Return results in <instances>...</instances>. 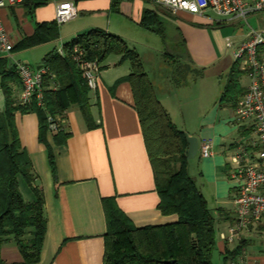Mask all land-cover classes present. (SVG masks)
I'll return each instance as SVG.
<instances>
[{"label":"crops","instance_id":"crops-1","mask_svg":"<svg viewBox=\"0 0 264 264\" xmlns=\"http://www.w3.org/2000/svg\"><path fill=\"white\" fill-rule=\"evenodd\" d=\"M64 1L74 2L78 15L59 24V38L14 52V56L18 55L15 60H25L33 67L41 68L47 55L59 50L74 37L95 28L107 30L124 38L131 48L139 52L159 99L176 123L171 113V108L179 105L176 101L179 86L173 80L174 72L155 73L156 69L145 59L146 56L149 60L156 53V60L175 62L176 66L181 59L167 51L169 32L176 29L179 42L186 49L184 55L188 63L204 71L195 82L208 85L216 104L212 117L202 119L200 130L193 129L188 122L181 129L199 137L200 145L205 138L214 136V153L208 157L201 155L203 166L216 167L220 179L224 173L230 174L231 165L224 161L223 155L232 152L240 138L236 134L242 135V129L239 127L237 132L229 129L225 116L230 112L236 120L235 107L221 102L236 62L233 54L229 55L225 43L223 45L219 40V31L227 25H243L221 23V17L213 11L204 15L184 11L175 13L157 0H24L1 10L3 23L13 43L16 45L39 31L47 37L48 29L39 30L38 26L55 22L57 7ZM241 29L237 33L240 40L247 33ZM101 66L98 86L90 91L95 127H89L81 107L75 104L62 116L59 115L64 132L70 134L66 143H57L58 131L50 130L44 142L40 138L37 112L18 113L16 117L22 144L31 156L37 175L36 184L45 198L48 230L37 264H105L108 227L104 198H115L119 207L138 227L175 223L179 219L177 214L165 215L159 209L155 168L147 150L133 88L126 80L132 71L131 62L121 61L120 55H111ZM224 76L227 80L223 84L221 79ZM54 81L59 84L53 73L47 83L49 90H52ZM21 91L22 85L13 84V96ZM50 149L55 155V173L50 163ZM196 181L199 185V180ZM201 183L208 193L200 187L209 205L210 201L214 202L230 213L231 208L224 207V197L217 189L211 188L203 172ZM26 189V200L33 201V193L27 186ZM218 219L220 222L224 218L219 216ZM218 248L222 251L224 242H218ZM1 256L8 264L25 261L14 238L3 244Z\"/></svg>","mask_w":264,"mask_h":264},{"label":"trees","instance_id":"trees-1","mask_svg":"<svg viewBox=\"0 0 264 264\" xmlns=\"http://www.w3.org/2000/svg\"><path fill=\"white\" fill-rule=\"evenodd\" d=\"M47 28L49 35L39 32L25 37L14 45L13 53L31 48L43 41L59 38L57 20L38 26ZM80 46L89 59L100 64L111 55H120L121 61L129 60L132 71L126 77L133 88L135 106L139 113L147 150L156 173L160 195L159 209L165 215L177 214L175 223L138 227L119 207L115 198H104L107 218L105 264H216L213 256L217 250V216L190 173L187 133L178 127L171 114L159 99L155 86L145 70L139 52L131 48L121 36L101 28L92 29L64 44L65 55L58 49L44 60L50 68L46 83L53 77L59 81L57 90L45 92L46 110L16 104L13 84H22L16 64L10 67L11 58L0 53V88L6 97L4 110H0V264L4 243L14 238L19 244L25 261L21 264H37L45 244L48 220L45 215V198L37 186V175L31 156L23 146L16 117L18 113L37 112L40 118V138L46 142L49 115L60 118L71 106L78 104L89 127H95L90 104V87L73 58V48ZM182 58V57H181ZM102 68V66H101ZM203 69L192 64H179L173 75L177 85L197 79ZM245 74L236 63L225 86L221 102L235 107L245 88L241 77ZM64 126L56 134L57 143H66L70 134ZM53 172H56L55 155L49 151ZM21 179L34 195L27 201ZM219 216L232 220L231 214L219 208ZM247 240H241L239 248L230 252L224 244L222 253L237 258L243 253ZM228 263V262H227ZM229 264V263H228Z\"/></svg>","mask_w":264,"mask_h":264},{"label":"built area","instance_id":"built-area-1","mask_svg":"<svg viewBox=\"0 0 264 264\" xmlns=\"http://www.w3.org/2000/svg\"><path fill=\"white\" fill-rule=\"evenodd\" d=\"M169 10L204 15L213 11L221 17V23H235L247 26L244 39H227V47L233 48V57L240 69L249 78V84L235 106L236 124L242 129V135L235 142L231 155V177L237 181L234 197L232 220L229 235L224 234V244L236 239H245V234L255 227H264V27H254L251 16L264 13V0H157ZM24 0H0V53L11 58L16 64L22 81V91L14 96L16 104L32 106L34 103L46 110L45 92L48 89L46 78L50 68H35L28 63L14 61V43L6 30L1 17V10L8 6L23 3ZM78 15L74 2L64 1L57 7L58 24L71 21ZM58 52L65 55L62 46ZM73 58L81 69L90 89H96L101 72V64L88 58L87 52L78 45L73 48ZM59 84L54 81L52 90ZM62 120L49 115L50 131H59ZM203 157L214 153L213 142L203 140L200 145ZM229 264H264L246 255L230 260Z\"/></svg>","mask_w":264,"mask_h":264},{"label":"rangeland","instance_id":"rangeland-1","mask_svg":"<svg viewBox=\"0 0 264 264\" xmlns=\"http://www.w3.org/2000/svg\"><path fill=\"white\" fill-rule=\"evenodd\" d=\"M250 23L256 27V28H262L264 27V13H258L250 17L249 19ZM243 27V28H242ZM242 28V29H241ZM239 29L243 31H248L247 26H233V25H227L222 28H220L219 31V40L221 43L225 46L228 50V53L230 56L233 54V48L227 47V39L231 38L232 41H238L240 40L239 36H237V33H239ZM176 29L173 31L169 32V38L167 40L168 45H167V51L177 55L176 58L181 59L175 66V62H170V61H160L155 59L156 58V53L152 56V58L148 57L147 59L149 64H152L153 67L156 69L155 73H164V74H169L174 72L175 67H177L179 64H188V60L185 58V47L180 44L179 38L177 37L176 34ZM239 37V38H238ZM225 41V42H224ZM181 55L182 58L179 56ZM18 55L14 56L13 54V59L17 58ZM150 59H152L150 61ZM20 61V60H18ZM24 63H26L25 60H23ZM147 64V65H149ZM33 65L37 66L38 64ZM149 68V66H148ZM150 69V68H149ZM227 80V77L224 76L221 79V83H225ZM188 81V80H187ZM183 83L181 85H178L179 88L176 89V101L178 106L176 108H171V113L179 126V128L185 127V122L189 123L193 129L200 130L202 127V119H207L208 117H212V111L214 110V107L216 104H214V96L212 95V91H210L208 85H203L202 83L195 82V80L190 79L189 82ZM193 81V82H192ZM241 81L244 86H247L249 84V78L247 75H243L241 77ZM176 104V103H175ZM174 104V105H175ZM170 107V106H169ZM213 109V110H212ZM226 119H228V127L229 129L237 130L239 129V125L236 124L235 119L232 118L230 115V112H227V115L225 116ZM238 126V127H237ZM193 131V130H191ZM199 133V132H198ZM233 134V132H232ZM231 135V134H230ZM239 134H236L237 138L240 137L238 136ZM209 140H213L214 136H211V138H205ZM214 141V140H213ZM216 145V142H214ZM231 155L232 152L228 154H224V161L227 163H231ZM204 164V158L201 156V153L199 152L197 156L194 158L190 159V173L191 175L199 180V186L203 187L201 183V178H202V172L205 175L206 180L210 183L211 188L214 190L217 189V191L220 193V196L224 197L223 201H225L224 207H228L229 209L231 208L230 214H232V210L234 208L233 206V198L235 197V190L232 189L233 187L237 186V181L232 179L231 173L223 174V178L220 179V173L217 171L216 167L212 166H203ZM21 184L23 187L24 193L27 195L28 191L26 189V184L24 183V180L21 179ZM206 191V188H204ZM207 195V191L205 192ZM208 199L210 200V196H208ZM233 206V207H232ZM210 207L213 210V212L217 216V240L219 243H223V235H229V227H230V220H224L222 219L219 222V207L216 206L214 202L210 201ZM245 239L247 240V244L244 246L243 253L240 255H246L250 256L253 258H257L259 260H264V227H255L252 231L249 233L245 234ZM225 243V242H224ZM241 245V241L236 239L234 242L228 243L227 248L230 252H233L239 248ZM224 255L221 252V249L218 248L214 252L213 259L216 264H228L232 258V256L229 254L228 259H226ZM228 262V263H227Z\"/></svg>","mask_w":264,"mask_h":264},{"label":"water","instance_id":"water-1","mask_svg":"<svg viewBox=\"0 0 264 264\" xmlns=\"http://www.w3.org/2000/svg\"><path fill=\"white\" fill-rule=\"evenodd\" d=\"M13 66V61L10 60V67ZM6 104V97L3 89L0 88V110H4ZM189 148L187 150V155L189 159L194 158L199 153L200 140L199 137L193 136L187 133Z\"/></svg>","mask_w":264,"mask_h":264}]
</instances>
